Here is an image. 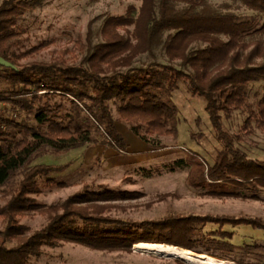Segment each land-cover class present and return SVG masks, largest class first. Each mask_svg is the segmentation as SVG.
Returning a JSON list of instances; mask_svg holds the SVG:
<instances>
[{
	"label": "trees",
	"instance_id": "1",
	"mask_svg": "<svg viewBox=\"0 0 264 264\" xmlns=\"http://www.w3.org/2000/svg\"><path fill=\"white\" fill-rule=\"evenodd\" d=\"M140 1L128 14L106 20L104 41L95 46L87 67L57 61L22 63L39 49L20 52L24 43L18 19L35 9L37 0H6L0 6V187L9 197L0 206V218L6 222L0 231V264H34L33 258H40L45 246L65 242L94 250L131 251L134 244L157 243L208 252L211 244L234 237L227 227L264 231L263 217L246 214L176 213L156 220L124 221L105 215L108 205L97 202L136 194L130 191L95 193L86 189L52 205L39 203L33 196L45 184H60L56 173L70 167L32 165L46 150L65 152L98 143L94 131H99L104 143L127 152L129 144L114 118L113 106L147 144L157 137L176 136L181 110L174 92L181 81L189 83L192 95L206 100L221 145L213 161L191 155L189 185L243 200L264 195V160L237 147L235 141L242 136H233L223 128L225 117L243 111L248 116L242 133H264V92L255 104L250 93L253 83L264 82V37L246 41L251 35L264 36V22L199 10L204 0ZM183 1L190 6L178 9L177 3ZM239 1L264 15V0ZM127 27H133L131 37L120 32ZM168 30L175 33L166 43L167 56L171 61L182 60L192 72L171 65L133 68L135 60L152 52ZM197 42L206 46L192 52ZM125 68L129 70L122 71ZM2 105L14 114L9 115ZM186 166L180 160L171 170ZM30 211L48 217L43 228L33 231L21 222ZM210 225L218 229L207 232Z\"/></svg>",
	"mask_w": 264,
	"mask_h": 264
},
{
	"label": "rangeland",
	"instance_id": "2",
	"mask_svg": "<svg viewBox=\"0 0 264 264\" xmlns=\"http://www.w3.org/2000/svg\"><path fill=\"white\" fill-rule=\"evenodd\" d=\"M5 1L0 0V6ZM204 1L206 3L200 6L199 10L207 8L239 17H256L261 23L264 22L261 12L251 9L242 1ZM37 3L35 9L26 11L18 19V23L21 27L20 39L24 43L20 52L32 51L34 48L39 50L34 49L32 54L21 62L57 61L66 65L87 67V60L95 46L104 41L103 28L106 20L112 16L128 14L130 7H139L141 1L37 0ZM189 6L185 1L177 3L178 9ZM132 31L133 27L120 29L125 37H131ZM174 33L175 31H165L152 52L141 54L135 60L133 68L171 65L191 73L192 69L184 65L182 60L171 61L167 56L166 43ZM263 37L255 34L248 36L246 41L253 43ZM205 46L206 44L201 42L194 43L191 51ZM0 61H3L1 57ZM128 70L125 68L122 71ZM263 92L264 82L253 83L250 88L251 102L255 104ZM174 100L181 110L176 136L157 137L151 144H147L132 132L129 123L121 120L116 107L113 106L114 118L129 144L127 152L104 143V136L99 131H94L98 143L65 152L46 150L36 156L32 165L70 164V167L64 172L56 173L55 177L60 184H45L41 191L33 196L39 203L52 205L60 204L86 189L95 193L130 191L136 194L126 199L97 202L108 205L105 215L132 222L156 220L176 213L237 216L246 214L264 218V195L257 200H243L233 196H216L209 190L194 189L189 185L188 176L193 164L191 155L199 154L213 161L221 145L206 111V100L192 95L187 81L179 83V89L174 92ZM2 107L9 115L14 114L8 112L7 106ZM247 116L243 111H236L231 117L224 118L223 128L233 136H242L240 140L235 141L237 147L252 158L264 160V133L258 130L252 134L242 133ZM15 117H19V113H15ZM153 145L161 148H155ZM180 160H184L188 168L186 166L172 171L171 167ZM21 177L22 174L18 180ZM2 189L4 187H0V206H4L9 198L4 196ZM21 222L35 231L46 225L48 217L40 212L30 211L21 218ZM5 227L6 222L0 218V231ZM216 229L217 226L210 225L206 231ZM226 229L234 231L232 239L211 244L208 247L210 253L206 250L194 252L214 255L231 264H264V231L247 226ZM177 260L184 264H202L147 252L137 248L136 244L131 251H126L94 250L72 242H65L56 247L45 246L44 254L40 258H33L32 261L34 264H178Z\"/></svg>",
	"mask_w": 264,
	"mask_h": 264
},
{
	"label": "bare ground",
	"instance_id": "3",
	"mask_svg": "<svg viewBox=\"0 0 264 264\" xmlns=\"http://www.w3.org/2000/svg\"><path fill=\"white\" fill-rule=\"evenodd\" d=\"M136 247L147 252L159 253L168 257H176L189 262H199L202 264H231L210 254H198L194 251L182 249L172 245L157 243H139Z\"/></svg>",
	"mask_w": 264,
	"mask_h": 264
}]
</instances>
